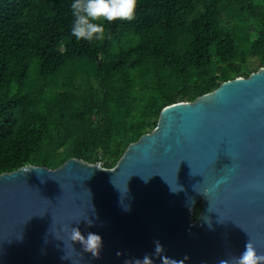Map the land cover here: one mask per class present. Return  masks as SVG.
Segmentation results:
<instances>
[{
  "label": "water",
  "instance_id": "obj_1",
  "mask_svg": "<svg viewBox=\"0 0 264 264\" xmlns=\"http://www.w3.org/2000/svg\"><path fill=\"white\" fill-rule=\"evenodd\" d=\"M72 228L102 237L98 256ZM157 240L183 264H219L247 242L264 255V68L163 109L113 169L70 159L0 176V264H126Z\"/></svg>",
  "mask_w": 264,
  "mask_h": 264
},
{
  "label": "trees",
  "instance_id": "obj_2",
  "mask_svg": "<svg viewBox=\"0 0 264 264\" xmlns=\"http://www.w3.org/2000/svg\"><path fill=\"white\" fill-rule=\"evenodd\" d=\"M70 5L0 0V176L70 159L94 165L99 153L113 169L179 97L196 101L264 68V0H138L133 20L105 23L92 42L70 34ZM70 68L99 91L73 97L69 76L47 102L50 82Z\"/></svg>",
  "mask_w": 264,
  "mask_h": 264
},
{
  "label": "clouds",
  "instance_id": "obj_3",
  "mask_svg": "<svg viewBox=\"0 0 264 264\" xmlns=\"http://www.w3.org/2000/svg\"><path fill=\"white\" fill-rule=\"evenodd\" d=\"M137 7L138 0H71L70 8L73 21L70 34L77 41L92 42L93 40H101L105 34V23L131 21L136 16ZM124 210L128 211L130 209L125 208ZM84 221L89 226L93 224V221L89 218L84 219ZM209 226H211L210 222ZM70 239L72 244L74 242L80 243L83 250L91 253L93 257L98 256L103 247V240L99 234L89 232L85 236L79 228H72ZM154 245L155 248L152 254H145L142 259L132 258L126 261V264H153V255L162 257L163 260L166 258L171 264H183V261L164 257L163 246L158 240L154 241ZM219 264H264V255H260L256 247L251 242H247L244 251L239 256L227 260L222 259Z\"/></svg>",
  "mask_w": 264,
  "mask_h": 264
},
{
  "label": "rangeland",
  "instance_id": "obj_4",
  "mask_svg": "<svg viewBox=\"0 0 264 264\" xmlns=\"http://www.w3.org/2000/svg\"><path fill=\"white\" fill-rule=\"evenodd\" d=\"M71 77L72 88L69 89V94L76 98L86 97L91 95L93 92L99 91V86L94 79H88L86 76L78 75L73 73V68L66 70L61 76L57 77L55 80L51 81L49 86L44 92V99L47 102L57 95L58 93H63L65 91V83L68 77ZM32 78H35V75H31ZM27 88L29 83H27ZM26 88V89H27ZM18 91L17 87L12 89V94H15ZM179 103H194L192 93L189 92L186 97H179ZM97 163L94 165L102 166V163L105 161V158L99 153L96 154Z\"/></svg>",
  "mask_w": 264,
  "mask_h": 264
}]
</instances>
